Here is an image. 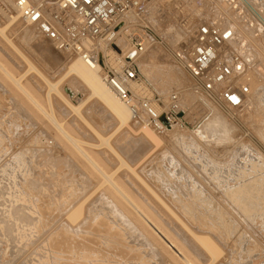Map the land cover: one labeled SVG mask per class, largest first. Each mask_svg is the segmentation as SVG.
Listing matches in <instances>:
<instances>
[{"label":"rangeland","instance_id":"374dc122","mask_svg":"<svg viewBox=\"0 0 264 264\" xmlns=\"http://www.w3.org/2000/svg\"><path fill=\"white\" fill-rule=\"evenodd\" d=\"M259 1L264 5V0ZM220 2L223 5L224 3L228 5L223 7L226 6L232 10L229 7L231 5L226 0L155 1L157 6H155V9L157 8L158 12L155 10L157 13L154 21H158L159 28L153 27L161 41L158 44L160 47L155 45L150 52H153L154 48L161 51L162 53H160V59L158 60L164 65H159L155 67L156 69H151L148 66L147 74L145 73V75L139 68L137 60L139 74L143 81L141 84L145 86L147 91L143 93L145 90H142V92L140 91L141 94H138L148 95L150 93L149 99L157 106L160 112L163 110V103L167 98L176 94L179 109L178 118L183 125L168 127L162 132L148 126L158 135V141L155 140L154 143L146 141L140 135H130L124 141L115 137L111 139L110 143L124 161L134 168L136 174L178 218L194 232H206V235H211V238L222 251L221 256L214 264H264V103H258L257 105L254 103L253 107L248 105L252 91L250 88L248 89L245 82L240 84L243 88L239 87V89L234 84L233 86L226 85L224 90L220 89L218 91L211 89L212 87L210 86L214 85L194 78L186 67V60L179 57L180 52L181 55L186 57L184 54L189 53L191 47L183 45L182 42V44L179 42L180 44H177V47H174L173 44L170 45L163 36L164 33L160 31L163 28L168 30L173 25L177 26L182 20L185 22L188 19L190 22L192 20L195 22H209L211 16L214 17L216 13L214 7ZM244 12L247 13L245 10ZM157 14L160 15L158 16ZM241 15L238 13L235 20L239 19ZM248 15L251 18L250 20L254 21V18L249 13ZM156 16L160 18V21ZM245 19L248 20L249 18ZM4 22L6 21L0 16V27ZM161 22L164 23L162 24ZM241 24L243 29L252 36L255 46L254 49L247 50L251 56L247 51L239 53L233 49L232 52L233 55L236 53L240 54L242 58L237 54L235 58L239 57L238 59L245 65L247 63L251 74L252 72L256 73L255 70L258 69L256 66L262 61L264 62V39L261 41L264 38V30L258 26H250L249 23L244 21ZM7 35L11 36L13 44L18 51L38 71L42 72L49 81L55 82L59 78L60 75H57L59 69L48 68L45 59L43 60L42 57L38 56L37 52L39 51L35 46L37 40H34V42L23 40L20 34L16 35V33H13L12 28L7 31ZM36 39H39L40 42L44 40L39 34ZM47 43L48 45L50 44L49 42ZM50 46L48 47L51 48ZM60 56L62 62L68 60L67 57L71 58L64 53H60ZM245 56L247 57L246 59H244ZM18 57L12 48H9L0 40V59L11 69L15 76L24 73L28 69L26 63ZM224 62L226 63V61ZM255 67L256 69H254ZM148 70L152 73L150 74ZM103 71L104 69L101 65L102 75ZM26 75L23 78V83L30 84L42 96L46 88L43 84L36 83L34 79L35 72L30 70ZM256 76L259 82L258 85L262 89L261 86L264 79L262 77L259 78L257 73ZM4 82L5 79L0 77V264H89L88 260L90 264H173L174 262L172 263L166 254L162 253L149 240L147 241L136 225L131 222L130 218L125 217L119 211L113 201L106 198L105 187H101L95 193H91L98 184V180L95 179V173L75 154L72 147L67 145L62 139L60 140L58 135L49 129L42 117L36 114L35 111L30 110L24 104L22 98L7 88ZM58 89L63 92L64 96L74 106L80 104L79 101L84 100L88 93L74 78L63 80L58 85ZM182 91L183 93L181 94ZM246 96L250 97L248 102L246 100L247 103L245 102L243 107L242 103ZM52 97L53 106L56 108V117L59 120H64L66 130L84 142L98 144L97 137L94 136L90 127L80 117L66 112L54 95ZM181 97L182 103L180 101ZM80 114L101 136L106 137L111 131L112 126L108 123L110 115L96 99L85 103L80 109ZM223 123L225 130L220 128ZM130 125L134 130L141 126L140 121L133 119ZM226 130L227 132H225ZM151 148L153 153L144 161L139 162L144 153ZM87 150L106 171L110 172L118 167V162L109 156L106 149L100 147L99 149L87 148ZM15 157L16 160H13ZM116 177L125 180L126 189L132 194L149 198L147 191L145 192V189L142 190L143 188L141 189L137 185L139 183L133 180L135 186L134 183L129 181V173L126 169H120ZM238 184L241 192L236 187ZM248 184L251 187H248ZM258 188L259 190H257ZM232 189L235 192L238 190L235 195L237 199L244 197L241 198L244 200L248 197L246 204L249 201L251 202L252 205L250 203L249 206L247 205L250 208V212L247 215L242 210V204H235L234 206L231 199V202L229 201L230 196H232ZM225 191L229 194H225ZM242 191L244 192L242 193ZM89 194L90 196L87 199ZM66 197L71 200H66L68 199ZM149 199L148 203L152 205L157 213L156 215L160 216L157 217L162 219L164 227L172 235L174 234V237L185 242L182 240L183 237V239L186 237L180 229L181 227H176L178 224L168 218V214L163 209H160L162 207L157 201ZM81 200H86V202L83 205L82 217L77 220V223H81L84 218L86 220V217L88 219L83 225L87 228H78L81 231L80 234L84 233L80 235L78 234L79 230L74 228L76 225L72 227L66 216L73 211V206ZM72 201L75 204L71 203ZM185 205L186 208L184 209ZM250 206H255L256 209ZM196 208L197 211H195ZM257 209L258 211H256ZM185 210H188V212ZM190 210L194 214H191ZM208 210H212L210 211L212 216ZM40 211L48 214L43 217ZM219 211L221 213L220 216ZM199 214L201 215L199 216ZM208 216L212 219L208 218ZM217 216L221 219L219 218L220 220H218ZM199 220L201 223L197 222ZM218 221L223 222V224L218 223ZM228 222L231 223L228 224ZM102 224H104V227H102ZM216 224L221 225L218 227L219 225ZM224 224L225 227H223ZM201 225H205L207 230L210 227L209 231H211L204 229L203 231L202 227H200ZM73 229L74 232H77L75 235L72 233ZM178 229H180L182 234H178L180 233L176 231ZM222 229L223 232H221ZM98 230L101 231L99 232ZM103 230L105 231L103 232ZM70 231L72 232L69 233ZM102 234L106 239L103 240V237L101 238ZM66 235L81 244L87 239L89 240L87 245L91 241L93 247H90V243L88 246L90 249L87 254L79 250V257L76 255L77 251H72L76 252L72 253L71 251L67 252L59 247L55 248L52 246L54 239L56 240ZM182 235L184 236L182 237ZM108 237H110V241ZM105 251L108 254L112 253L109 255L110 257ZM195 251L198 256L197 259L200 261L198 263L205 264L206 258L201 259L203 256L196 249ZM72 254L74 256H71ZM96 256H99L100 259ZM120 256L122 259L119 261ZM73 257L75 260L72 259Z\"/></svg>","mask_w":264,"mask_h":264},{"label":"bare ground","instance_id":"6f19581e","mask_svg":"<svg viewBox=\"0 0 264 264\" xmlns=\"http://www.w3.org/2000/svg\"><path fill=\"white\" fill-rule=\"evenodd\" d=\"M30 2L34 3V4H38L40 2H42V0H29ZM53 0H46L44 4V13L46 15L51 14L52 12V2ZM155 1L156 0H151L148 3V13H147V22L148 24L152 27V29L157 33V31L155 30V28L153 26H155L156 28H159L158 25V21H154L155 19V14L158 12L157 8L155 9ZM182 1V0H181ZM231 6H229L230 8H232V10H230L229 8H227L225 3L224 5H226L225 7H223L224 5L220 2L217 3V6L214 7L215 9V16H210L208 15V17L210 18L209 25L211 26H215L216 28H218L222 38H223V43L221 45V47L218 49V53L216 55V62L215 65L218 63H223L224 61H226V63L228 64V67L231 68V72L230 75L223 81L217 84H214V86H210L212 87V90H224L226 85L229 86H233L234 84L236 86L242 87V85H240L241 83H246L248 86V89L250 88L251 92V98L250 100L248 99L250 96H246L244 102L242 103V106L244 107L245 102L247 100H249V104L251 107H253V104L255 103V105H257L258 103H264V80L262 81V89L260 88V86L258 85V80H257V76L256 73L259 75V78L262 77L264 79V62L260 63L259 65H255L256 67H258V69H256V67L254 69H256V73L255 72H250V67H248L247 63L245 65V63H242L238 58L241 57L239 53H243L246 52L247 50H252V48L254 49V43H253V38L251 35H249L244 29H243V25L241 24L242 21L249 23L250 26H258L259 28H261L262 30H264V5L259 1V0H226ZM205 2V1H204ZM202 2V3H204ZM207 2V1H206ZM210 2V1H209ZM224 2V1H223ZM162 5V4H161ZM157 7V6H156ZM168 7V6H167ZM160 9V8H159ZM157 12H156V11ZM247 11V13L244 12ZM238 13L242 14L239 19L235 20L237 18ZM244 13V14H243ZM248 13L254 18V21L250 20V16L248 15ZM158 16L160 14H157ZM247 15V16H246ZM0 16L6 21L4 22V24L0 27V40L5 43L7 46H9V48H12L15 53L17 54V56H19L18 58H20V60H23L28 69H26V71L22 74L16 75L11 71V69H9L2 61V59H0V77H3L5 79V84L7 86V88L11 89L12 91L15 92L16 95H18L19 97L22 98L24 104L30 109L35 111L36 114H39L40 117H42V120L45 121L46 125H48L49 129L52 130L54 133H56L59 137V139L63 140L67 145H69L70 147H72V149L74 150L75 154L78 155L83 161L84 163L88 166L89 169H91L94 173H95V179L98 180V184L94 185V187L96 189H93L91 193H95L99 188L101 187H105V196L108 200H111L114 202V204L118 207L119 211H121L125 217L130 218L131 222L133 224L136 225V227L138 228V230L141 232V234L144 235V237H146L147 241L149 240L155 247H157L162 253L166 254L167 258L172 261L173 264H199L198 262H200L197 258L198 256L196 255V251L195 249L200 253L201 256H203L201 259H205L206 263L205 264H214L216 260L219 259V257L222 254L221 249L218 247V245L215 243V241L211 238V235L209 236L206 235V232H194V230H192L191 228H189L180 218L177 217V215L164 203L160 200V198H158L155 194L154 191L151 190L146 183L136 174L134 168H132L131 166H129L124 159L120 156V154L116 151V149L111 145L110 141L111 139L118 137L117 139L124 141L126 140L130 135L133 136H142L146 141L150 142V143H154L155 140L158 141V135L156 134V132L149 128L147 124H145V122H140V125L136 130H134L132 128V126L130 125L131 121H132V113L130 111V109L124 104L122 103L114 94L113 92L106 86V84L103 81L102 78V74H101V65L100 62L96 63L93 61H84L82 58L80 57H76L75 55L68 53V52H64V51H60L57 50L53 44L49 41L50 44L48 45V43L45 41L43 42L45 39L41 36L38 28L36 25H27L24 22L21 21L20 19V15H19V11L17 9H15L11 4L6 3L2 0H0ZM152 17V19H151ZM157 18V16H156ZM159 18V17H158ZM157 18V19H158ZM245 18H249L248 20H246ZM160 21V18H159ZM162 21V19H161ZM199 21L195 22V21H191L188 19L184 24L180 25L178 24L170 26L168 28V30L166 29H160V31H162L163 36L167 39V42L170 43V45L173 44L174 47H177V44H180L181 42L183 43V45L187 46V47H191L194 44V33L196 30V26L197 23ZM162 23V22H161ZM164 23V22H163ZM162 23V24H163ZM171 25V24H170ZM247 26H249L248 24H246ZM161 27V26H160ZM164 27V26H163ZM257 27V28H258ZM12 28L13 33H16V35H21L23 40L26 41H33L37 40V42H35V47L36 49H38L39 52L38 56L42 57L43 60L45 59V61L47 62V67L50 69H55L58 70L57 75H60L59 78L55 81V82H51L49 81L42 72L38 71L29 61L28 59L22 55L18 49L14 46L13 44V39L11 38L10 35H7V31L9 29ZM162 28V27H161ZM168 31V32H167ZM166 32V34H165ZM40 35L41 38H43L44 40L42 42L39 41V39H36L38 37V34ZM162 35V34H161ZM193 35V37H192ZM162 37V36H161ZM163 39V38H162ZM264 38L261 39V41ZM164 40V39H163ZM25 41V42H26ZM39 41V42H38ZM122 43V41H120ZM165 42V41H164ZM180 42V43H179ZM32 43V42H31ZM47 43V44H46ZM181 43V44H182ZM192 43V44H191ZM175 44V45H174ZM51 45V46H50ZM98 47L100 48V50L103 52V54L105 56H107L109 59L107 60V63H110V65L115 68L118 69L120 66V62L118 60V58L114 55V53L109 49V48H105V46L101 43L97 44ZM155 45L159 46L158 44H154L152 45L141 57L138 58V65L139 68H141V71L143 72V74H147V69L148 66L152 68L158 67L159 65L162 66L164 64H162L158 59H160V53H162L159 50H156V48H154L153 52H150L152 47H154ZM48 46H50L51 48L55 49L52 50L51 48H49ZM124 47H126L123 44ZM253 46V47H252ZM160 47V46H159ZM35 49V50H36ZM178 49V48H177ZM235 50L236 52L239 53H235L239 56L238 58L236 57V54L233 55L232 50ZM186 50V49H185ZM37 51V50H36ZM257 51V50H256ZM249 53V51H247ZM251 52V51H250ZM259 52V51H258ZM60 53H64L67 54V56L71 57L70 59L67 57L68 60H66L65 62H62V58L60 56ZM247 53V54H248ZM184 54V53H183ZM231 54V55H230ZM260 54V53H259ZM179 57L182 58L183 60L185 59V64L188 62V58H189V53L187 52L186 55L183 56L181 55V52L179 53ZM242 55V54H241ZM249 55L251 56V54L249 53ZM248 55V57H249ZM261 57V55H260ZM230 58V59H229ZM242 58V57H241ZM244 58V57H243ZM247 57L245 56L244 59H246ZM223 59H227V60H223ZM229 59V60H228ZM242 61L245 62V60L242 59ZM229 62V63H228ZM241 62V63H239ZM214 65V66H215ZM247 68V70H246ZM156 69V68H155ZM30 70L35 72V81L36 83L39 84H43L45 86V92L43 93L42 96H40L36 90L34 89V87L30 86V84H25L23 83V78H25L30 72ZM246 70V71H245ZM149 72V70H148ZM54 73V72H53ZM150 73V72H149ZM152 73V72H151ZM150 73V74H151ZM182 73V72H181ZM145 74V75H146ZM25 76V77H24ZM254 76V77H253ZM67 78H74L76 81H78L86 90H87V96L84 100H80L77 106H74L73 104H71L69 102V100L64 96L63 92H61L58 89V85L60 83H62L63 80L67 79ZM253 81V82H252ZM143 82V81H142ZM141 82V83H142ZM132 84L131 85V89L134 91V93L137 96H140L139 94H141L142 90H145L143 93H146V89L145 86L143 84ZM35 86V85H34ZM247 88V87H246ZM240 89V88H239ZM247 89V91H248ZM141 91V92H140ZM178 91V90H177ZM139 93V94H138ZM183 93V91L181 92V94ZM168 94V93H167ZM52 95H54L55 99L61 104H59L61 107H63V109L66 112L71 113L74 116H78L81 118V120L87 124L90 129L92 130L93 134L95 137H97L98 140V144H90L87 142H84L82 140H80L78 137H76L75 135L71 134L70 132H68L65 128V124H64V120H59L56 117L55 114V109L53 106V97ZM150 95V93L148 94V96ZM42 97H43V101L44 103H42ZM92 99H96L101 105L104 106L105 110L107 113H109L110 115V121H108V123L112 126L111 131L109 132V134L104 137L101 136L93 127L90 126V124L87 122V120L81 116L80 114V109L81 107L87 103L88 101L92 100ZM182 97L180 98L181 101ZM42 101V102H41ZM262 101V102H260ZM246 102V103H247ZM182 103V101H181ZM151 108L153 109V111L158 114L160 112V110L157 108V106L155 104H153L152 102H150ZM242 108V107H241ZM43 121V122H44ZM42 122V123H43ZM45 125V124H44ZM224 123L222 125L223 128ZM262 128V127H261ZM224 129V128H223ZM264 129V128H263ZM165 130L162 129L161 132ZM225 130V129H224ZM124 131V132H123ZM217 131H219L217 129ZM262 131V129H261ZM222 132H224L222 130ZM227 132V130L225 131ZM124 133V134H123ZM224 134V133H223ZM222 134V136H223ZM227 134V133H226ZM118 135V136H117ZM122 135V136H121ZM224 137V136H223ZM226 138V136H225ZM116 140V139H115ZM104 148L106 149V152L109 154V156L112 159H115L118 162V167L111 170L110 172L106 171L100 164L99 162L88 152L87 148L89 149H99V148ZM153 153V149H149L147 152L144 153L143 157L139 160V162L144 161L145 159H147L151 154ZM18 158V157H17ZM19 159V158H18ZM16 160V157L13 159ZM24 160V159H23ZM21 161V160H20ZM16 163V161H15ZM18 165V164H17ZM253 165V164H252ZM15 167V166H14ZM21 167V166H20ZM11 168V167H10ZM126 169L127 172L129 173V181L131 183H139L137 185H139V187L144 190L145 192L147 191V193L149 194V198H151V200L153 201H157L159 203V205H161L163 209V211H165L168 214V218H171L172 220H174L176 222V227H181L180 229L182 230L183 234L185 235V239H183L184 235H182V240H184L185 242L179 240V238L174 237L171 232H169L167 230V228L164 227L163 225V221L161 218H158L160 216L156 215L157 213L154 211L152 205L150 203H148V200H150L149 198H144V197H140V195L137 194H132L131 192H129L126 189V183L125 180L121 179V178H117L116 174L118 173V171L120 169ZM15 169V168H14ZM242 170V169H241ZM12 172V170H11ZM252 172V171H251ZM253 173V172H252ZM262 175V174H261ZM133 177V178H132ZM251 179V178H250ZM249 179V180H250ZM135 180V182L133 181ZM238 180V179H237ZM230 182V181H229ZM245 182V181H244ZM249 182V181H248ZM256 182H258V180H256ZM252 184V183H251ZM250 184V185H251ZM259 184V183H258ZM10 185V184H9ZM247 185V184H246ZM136 186V185H135ZM241 186V184H240ZM245 186V185H244ZM238 187L239 190V184L236 186ZM248 187L249 186L248 184ZM232 188V187H230ZM235 188V187H234ZM245 188V187H244ZM256 188V187H255ZM227 189V188H226ZM229 189V188H228ZM237 189V188H236ZM235 189V190H236ZM241 189V188H240ZM243 189V188H242ZM194 190V189H193ZM237 190V191H238ZM244 190V189H243ZM249 190V189H248ZM247 190V192H249ZM259 190V188L257 189ZM7 191V190H6ZM143 191V192H144ZM229 191V190H228ZM233 191V189H232ZM237 191H233L232 192V196H230L229 201L231 199L232 203L234 204H242V210L244 212H246V215L248 212H250V208L247 207V205L249 206V203L251 204V202L249 201L248 204H246V199L242 200L241 197L240 199H237L235 197ZM240 191V190H239ZM246 191V190H245ZM231 192V191H230ZM241 192V191H240ZM244 191H242L243 193ZM254 192V190H253ZM257 192V191H256ZM74 193V192H73ZM90 193V194H91ZM198 193V192H197ZM228 193V192H227ZM225 191V194H227ZM259 193V192H258ZM62 194V193H61ZM75 194V193H74ZM77 194V193H76ZM90 194L87 196V199L89 198ZM175 194V193H174ZM196 194V193H195ZM229 194V193H228ZM251 194V192H250ZM241 195V194H240ZM255 195V194H254ZM72 196V195H71ZM74 196V195H73ZM253 196V195H251ZM70 197V196H69ZM238 197V196H237ZM240 197V196H239ZM255 197V196H254ZM257 197V196H256ZM17 198V197H16ZM48 198V197H47ZM54 198V197H53ZM59 198V197H58ZM57 198V199H58ZM68 198V197H66ZM73 198V197H71ZM199 198V197H198ZM208 198V197H207ZM206 198V199H207ZM250 198V196H249ZM252 198V197H251ZM56 199V198H55ZM86 199V200H87ZM145 199V200H144ZM175 199V197H174ZM185 199V198H184ZM193 199V198H192ZM195 199V198H194ZM254 199V198H253ZM252 199V200H253ZM261 199V198H259ZM258 199V200H259ZM50 200V199H49ZM63 200V199H62ZM66 200H71V199H66ZM75 200V199H74ZM86 200H81L78 204H75V202H71L74 203L75 205L73 206V211L70 212L67 216L66 219L69 220V224L73 227V225H76L74 228L76 229H80V227H85L83 226L84 223L86 222V220L88 219V217H86V220L84 218V220L81 223H77V220L82 217V212H83V205L86 202ZM176 200V199H175ZM174 200V201H175ZM196 200V199H195ZM202 200V199H200ZM210 200V199H209ZM248 200V199H247ZM251 200V199H249ZM65 201V200H64ZM63 201V203H64ZM67 201V202H68ZM180 201V200H179ZM230 201V202H231ZM25 202V201H24ZM51 202V201H50ZM54 202V200H53ZM199 202V201H197ZM202 202V201H201ZM206 202V201H203ZM260 202V201H259ZM69 203V202H68ZM77 203V202H76ZM157 203V204H158ZM188 203V201H187ZM200 203V202H199ZM254 203V202H253ZM65 204V203H64ZM182 204V203H181ZM185 204V203H184ZM183 204V205H184ZM204 204V203H203ZM207 204V203H206ZM211 204V201H210ZM255 204V203H254ZM63 205V204H62ZM61 205V206H62ZM194 205V204H193ZM252 205V204H251ZM60 206V207H61ZM70 206V204H69ZM158 206V205H157ZM205 206V205H204ZM257 206V205H256ZM67 207V206H66ZM91 207V206H90ZM190 207V206H189ZM208 207L211 208V206L208 205ZM239 207V206H238ZM251 208L253 206H250ZM255 207V206H254ZM253 207V208H254ZM37 208V207H36ZM41 208V207H40ZM44 208V207H43ZM42 208V209H43ZM57 208V207H56ZM65 208V206H64ZM72 208V207H70ZM184 209L186 208L183 207ZM192 208V207H191ZM194 208V206H193ZM204 208V207H202ZM209 208V209H210ZM241 208V207H240ZM245 208V209H244ZM258 208V207H257ZM93 210V208H91ZM222 209V208H221ZM237 209V208H236ZM256 209V207H255ZM253 209V210H255ZM36 210V209H35ZM55 210V209H54ZM69 210V209H68ZM182 210V209H181ZM195 210V209H194ZM204 210V209H202ZM207 210V209H206ZM205 210V211H206ZM223 210V209H222ZM240 210V211H242ZM94 211V210H93ZM162 211V212H163ZM186 211V210H185ZM184 211V212H185ZM191 211V210H190ZM197 211V208L196 210ZM194 211V212H195ZM209 214L210 211L212 210H208ZM258 211V209L256 210ZM260 211H262L260 209ZM42 216L45 217L46 214H48L46 212L40 211ZM88 212V211H87ZM92 212V211H90ZM96 212V211H95ZM93 212V213H95ZM188 212V210L186 211ZM191 214H194L193 211H191ZM199 212V211H198ZM207 212V211H206ZM217 212V211H215ZM98 213V212H97ZM104 213V212H103ZM201 213V212H200ZM218 213V212H217ZM220 213V211H219ZM44 214V215H43ZM88 214V213H87ZM100 214V213H99ZM98 214V215H99ZM166 214V215H167ZM186 214V213H185ZM197 214V213H196ZM208 214V213H207ZM208 214V215H209ZM245 215V213H243ZM264 214V213H263ZM38 215H40V213H38ZM89 215V214H88ZM187 215V214H186ZM201 214H199L200 216ZM204 215H206V213H204ZM221 215V213L219 214V216ZM223 215V213H222ZM252 215V214H251ZM254 215V214H253ZM40 215V217H42ZM158 216V217H157ZM193 216V215H192ZM207 216V215H206ZM210 216V215H209ZM208 218H211L209 217ZM231 216V214H230ZM229 216V218H230ZM260 216V215H259ZM48 217V216H47ZM93 217V216H91ZM191 217V216H190ZM189 217V218H190ZM202 217V216H201ZM215 217V216H214ZM218 217V216H217ZM223 217L225 218V216L223 215ZM227 217V216H226ZM239 217V215H238ZM256 217V215H255ZM254 217V218H255ZM96 218V217H95ZM207 218V217H206ZM220 217H218V220ZM250 218V217H249ZM37 219V218H36ZM65 219V220H66ZM106 219V218H105ZM192 219V217H191ZM194 219V217H193ZM198 219V218H197ZM212 219V218H211ZM210 219V220H211ZM253 219V218H252ZM256 219V218H255ZM91 220V219H90ZM95 220V219H94ZM109 220V219H108ZM190 220V219H189ZM196 220V219H195ZM201 220V219H200ZM197 221V222H200ZM206 220V219H205ZM251 220V219H250ZM207 221V220H206ZM212 221V220H211ZM235 221V220H234ZM34 222V221H33ZM59 222V221H58ZM110 222V221H109ZM195 222V221H194ZM204 222V221H202ZM209 222V220H208ZM217 222V221H216ZM236 222V221H235ZM244 222V221H243ZM248 222V221H247ZM250 222V221H249ZM61 223V222H60ZM59 223V224H60ZM93 223V222H92ZM193 223V222H192ZM201 223V222H200ZM205 223V222H204ZM218 223H221L218 221ZM231 223V222H230ZM228 222V224H230ZM253 223V222H252ZM27 224V223H26ZM62 224V223H61ZM175 224V223H174ZM197 224V223H196ZM195 224V225H196ZM209 224V223H207ZM223 224V222L221 223ZM221 224H216L219 225L218 227H220ZM57 225V224H56ZM67 225V224H65ZM64 225V226H65ZM69 225V226H70ZM88 225V224H87ZM86 225V226H87ZM104 227V224H102ZM114 225V223H113ZM134 225V226H135ZM215 225V224H214ZM232 225V224H231ZM59 226V225H58ZM57 226V227H58ZM68 226V225H67ZM230 226V225H229ZM56 227V228H57ZM60 227V226H59ZM63 227V226H62ZM109 227V226H108ZM199 227V226H198ZM200 227H202V230H207V228L205 227V225H201ZM199 227V228H200ZM212 227V225H211ZM222 227V226H221ZM225 227V224L224 226ZM235 227V226H234ZM55 228V226H54ZM53 228V229H54ZM70 228V227H69ZM82 228V230H83ZM87 228V227H85ZM196 228V227H195ZM198 228V229H199ZM210 228V227H209ZM209 228L207 231H209ZM229 228V227H228ZM263 228V226H262ZM71 229V228H70ZM78 229V230H79ZM170 229V228H169ZM177 229V228H176ZM180 229L176 230L180 232ZM214 229V228H213ZM226 229V228H225ZM75 230V231H78ZM107 230V229H106ZM111 230V228H110ZM121 230V229H120ZM201 230V229H200ZM199 230V231H200ZM201 230V231H202ZM203 230V231H204ZM233 230V229H232ZM242 230V229H241ZM245 230V229H244ZM85 231V230H84ZM99 232L101 230H98ZM105 230H103L104 232ZM113 231V230H112ZM173 231V230H172ZM211 231V230H210ZM209 231V232H210ZM215 231V229H214ZM247 231V230H246ZM53 232V231H52ZM51 232V233H52ZM55 232V231H54ZM67 232V231H66ZM72 231H70L69 233H71ZM80 230L79 233L80 234ZM96 232V231H95ZM175 232V230H174ZM173 232V233H174ZM182 232L178 233V234H182ZM208 232V233H209ZM223 232V229L222 231ZM226 233V231H224ZM234 232V231H233ZM74 235L77 232H73ZM106 233V232H105ZM104 233V234H105ZM213 233V232H211ZM217 233V232H216ZM237 233V232H236ZM77 234V235H78ZM81 234H84L83 232ZM80 234V235H81ZM95 234V233H94ZM114 234V233H113ZM177 235V233H175ZM78 235V236H80ZM108 235H110L108 233ZM214 235V234H213ZM212 235V236H213ZM88 236V235H87ZM42 237V236H41ZM45 237V236H44ZM100 238V236H98ZM103 237V234L101 236V238ZM179 237V235H178ZM232 237V236H231ZM238 237V236H237ZM109 241H110V237ZM107 238V239H108ZM118 238V237H117ZM120 238V237H119ZM122 238V237H121ZM181 238V237H180ZM215 238V237H214ZM223 238V237H222ZM240 238V237H239ZM43 239V238H42ZM58 239V238H57ZM53 240V247H59L60 249H63L65 251H77L76 252H72V253H76V255H78V251L81 250L80 252H84L87 254V252H89L90 247L92 246V242L90 241V243L87 245L88 241L86 239V241H84L83 244L79 243L78 241H75L72 237H67V235L65 237H62L58 240ZM78 239V238H77ZM103 240L106 238H102ZM112 239V238H111ZM144 239V238H143ZM216 239V238H215ZM83 240V239H82ZM119 240V239H118ZM245 240V238H244ZM93 241V240H92ZM226 241V240H225ZM242 241V240H241ZM102 242V241H101ZM117 242V241H116ZM120 242V241H119ZM219 242V241H218ZM228 242V241H227ZM94 243V241H93ZM98 243V242H97ZM99 244V243H98ZM113 244V243H112ZM186 244V245H185ZM188 244V245H187ZM242 244V243H241ZM39 245V244H38ZM90 245V247L88 248V246ZM94 245V244H93ZM96 245V243H95ZM243 245V244H242ZM37 246V245H36ZM97 246V245H96ZM187 246H189L187 248ZM93 247V246H92ZM102 247V246H101ZM119 247V246H117ZM133 247V246H132ZM139 247V246H138ZM109 248V247H108ZM131 248V247H130ZM92 249V248H91ZM108 250V249H107ZM106 250V251H107ZM122 250V249H121ZM140 250V249H139ZM105 251V252H106ZM141 251V250H140ZM241 251V250H240ZM103 252V250H102ZM104 252V253H105ZM118 252V251H116ZM143 252V251H142ZM245 252V251H244ZM243 252V253H244ZM248 252V251H247ZM107 253V252H106ZM114 253V252H113ZM94 254V253H92ZM108 254V253H107ZM106 254V255H107ZM112 253L108 254L111 255ZM123 254V253H121ZM248 254V253H247ZM65 255V254H63ZM91 255V254H90ZM103 255V254H102ZM101 255V257H102ZM126 255V254H125ZM66 256H68V254H66ZM71 256H74L73 254ZM79 256V255H78ZM83 256V255H82ZM85 256V255H84ZM89 256V254H88ZM107 256V257H108ZM115 256V255H114ZM80 257V256H79ZM87 257V256H86ZM99 257V256H96ZM110 257V256H109ZM112 257V256H111ZM205 257V258H204ZM84 258V257H83ZM91 258V256H90ZM116 258V257H115ZM231 258V257H230ZM73 260H75V258H72ZM78 259V258H77ZM92 259V258H91ZM95 260V258H93ZM100 259V257H99ZM98 259V261H99ZM104 259V258H103ZM108 259V258H107ZM120 259H122V257L120 256ZM124 259V258H123ZM148 259V258H147ZM229 259V258H228ZM227 259V261H228ZM41 260V259H40ZM66 260V259H65ZM79 260V259H78ZM137 260V259H136ZM68 261V259H67ZM109 261V260H108ZM118 261V262H119ZM203 261V260H202ZM71 262V260H70ZM93 262V261H92ZM97 262V261H96ZM110 262V261H109ZM75 263V262H74ZM86 263V262H85ZM88 263L90 264L89 260ZM104 263V262H103ZM122 263V262H120ZM203 263V262H202ZM62 264V263H61ZM87 264V263H86ZM100 264V263H99ZM228 264V263H227Z\"/></svg>","mask_w":264,"mask_h":264},{"label":"built area","instance_id":"2783aa9c","mask_svg":"<svg viewBox=\"0 0 264 264\" xmlns=\"http://www.w3.org/2000/svg\"><path fill=\"white\" fill-rule=\"evenodd\" d=\"M2 1L19 11L22 22L36 25L41 36L57 50L84 61L100 62L104 83L130 109L133 120L145 122L155 130L183 125L178 118L176 94L170 95L163 103V110L156 114L148 95L137 96L131 89L132 84L142 82L136 63L138 58L161 41L147 22L151 0H53L49 15L44 13L46 0L38 4L29 0ZM184 23L182 20L180 24ZM196 27L186 67L197 80L210 85L223 82L231 72L225 62L215 65L223 38L219 30L206 21H199ZM99 43L118 58V69L107 63L109 58L100 50Z\"/></svg>","mask_w":264,"mask_h":264},{"label":"water","instance_id":"95a60500","mask_svg":"<svg viewBox=\"0 0 264 264\" xmlns=\"http://www.w3.org/2000/svg\"><path fill=\"white\" fill-rule=\"evenodd\" d=\"M189 67L192 69V67L189 65Z\"/></svg>","mask_w":264,"mask_h":264}]
</instances>
